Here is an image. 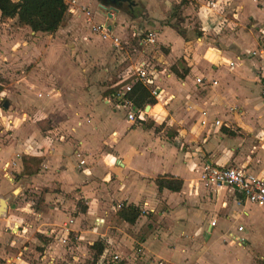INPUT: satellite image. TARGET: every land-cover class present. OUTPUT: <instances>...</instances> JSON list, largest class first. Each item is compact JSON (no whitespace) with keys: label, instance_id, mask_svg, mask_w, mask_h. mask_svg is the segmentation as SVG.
<instances>
[{"label":"crops","instance_id":"1","mask_svg":"<svg viewBox=\"0 0 264 264\" xmlns=\"http://www.w3.org/2000/svg\"><path fill=\"white\" fill-rule=\"evenodd\" d=\"M97 1L98 5L96 0H82L81 2L75 0L78 6H84L90 10L95 23L105 21L111 36L117 37L116 34L125 31L126 28H133L132 38H136L134 35L138 32H143L136 27L140 23L139 19L134 20L135 26L125 23L124 27H121L125 16L116 15V9H112V4ZM123 1H128L126 5L129 9V0ZM162 1L170 4L173 0H149V4H145L144 8V15L150 22V28L144 31L154 34V43L144 46L154 47L156 45V47L162 46L167 49L166 54L159 56L160 52L156 51L152 53L153 56L149 60H141L143 59L141 56L138 61L146 62L153 70L156 78L155 86L160 92L157 99L152 98L153 104H144L143 110L146 113L143 116L144 120L137 121L133 125L128 123L125 119L126 111L117 106V101L111 97L112 94L106 93L114 89L121 79L104 92L108 97L107 102H104L111 104L112 109L99 106L93 100L94 96L80 92L75 84H71L73 90L69 92V97L73 104L72 113L57 122V125H52L51 128L40 129L36 126L31 129L30 124L22 126L16 133V136H19L18 140L12 139L0 146V197L6 196L13 189L17 190L16 195L12 200L10 198L11 201L7 205L4 221L7 225L14 223V226L18 227L17 234L19 230H22L20 236L27 243L26 245L23 243L22 251L33 252L36 255L35 259L42 261V264H45L48 259H53L52 253L54 255L58 253V257L62 258L63 256L59 254L61 252L64 258L67 257V261L64 259L66 264H80L81 257L86 259L89 256L85 248L89 246L93 250L94 243L99 244L102 251L96 255L93 250L91 264L103 262L101 258H103L105 247L119 248L127 242L124 227H127L126 230L133 231L135 227H139L147 220L141 213L133 224H128L118 218L117 212L127 206L142 207L144 210L141 211L153 212L155 210L158 219L164 221L165 226H169L167 228L170 235H166L162 240L157 237L153 239L151 236H149L151 239H141L139 247L146 253L145 255L154 256V259H172L176 264H204V262L232 264L233 258L221 261L215 257V254H211L213 251L220 252L215 245L218 239L235 240L241 234V231L238 232L233 225L229 226L228 221H224L227 224L224 230L217 231L215 235H212V230L215 228L214 219L211 220L214 221L212 227L209 226L211 221L205 224L204 232L213 243L210 247L216 248L208 252L209 257L201 259L200 253L185 252L181 250L182 246L176 241L181 237H192L196 230L198 234L195 237L200 241V227L205 222L203 219L205 209L218 210L226 208L228 204L231 208L229 217L237 219L241 217L250 222L259 220V216L264 213V208L238 203L234 195L227 190H219L216 194L207 192L216 205H209L212 202L203 203L200 199L199 209L188 207L189 202H197L198 197L202 195L201 189L191 192V185H197L194 181L196 179L195 167L201 160H204V151H213V153L222 155L228 150V156L206 161L215 165L233 163V166L246 167L254 174L264 176V161H261V166L256 164L254 166L248 161L243 163L240 158L243 153L242 146L238 144V138L230 136L231 132L223 130L229 129L225 121L229 124L234 123L239 129H244L246 122L243 118L249 121V125H252L251 118L255 114L257 119L260 116L259 123H264L262 120L264 114L261 113V108L263 110L264 108L261 102L257 103L259 100L257 75H254V78L247 75L239 67V58L231 61L232 66L228 64L230 62L228 55L233 52L232 50L239 52L240 55L244 50L247 52L246 48L250 47L248 40L238 33L236 35L239 37L236 36V40L230 35L229 40L225 42V44L230 43L228 44L230 48L222 51V57L218 62L203 60V62L194 63L192 41L185 40L178 28L160 23L167 11L163 12L165 6ZM196 1L200 3V0ZM220 1L214 0L215 5ZM233 1H224V6H227L226 12L229 13L227 15H231L232 20L237 16L234 14L236 7ZM91 3H94L95 10L89 6ZM100 6L105 7V11L111 12L112 15L107 16L106 14V18H103L104 14ZM199 7L200 4L194 13L198 21ZM239 7L245 11L243 14L246 13L244 21L248 19L256 22L253 26H256L257 21H260L264 15L263 8H256L248 2H241ZM180 8H182V19L186 23L185 17L189 15L188 6ZM209 12H214V6ZM65 15L69 19L68 29H75L76 25L78 27L73 37H78L79 40L82 38L86 41L87 38L92 40L86 42L87 47L99 51L95 43L101 46L107 43L111 46L108 39L102 40L90 32L82 14H70L65 11ZM209 17L213 18L211 21L221 20L220 22L226 23L225 26L222 25L220 31L228 26L226 15L215 16L214 14ZM78 21L82 22L83 28L78 26ZM211 26L207 24L210 31ZM45 35L51 34L34 33L25 26H19L15 19L0 18V65L14 56V53L20 56L26 50L28 41L37 42ZM125 44L127 43H122L120 40V48ZM53 50L54 48L51 49ZM192 52L193 58L189 59ZM260 52L262 51L257 52V55ZM259 57L263 58L261 55ZM176 59L180 60L181 71L178 70L179 67L172 65ZM77 75L81 76V74ZM72 76L76 80L77 77ZM195 78L201 79L200 84H195ZM87 79V76H84V80ZM212 82L215 83L212 84ZM21 91L19 96L11 92L8 97L21 100L20 102L26 106L21 110L26 111L29 109L26 100L30 96L24 88H21ZM53 91L54 89H50L47 94L51 95ZM46 97L48 98L47 95ZM90 98L93 102L85 101ZM230 105L235 106V111L232 110L234 115L225 116L226 108ZM7 107L8 102L5 100L2 108ZM118 110L124 111L119 119L114 117ZM30 111L33 112L32 116H36L39 109L33 111L30 108ZM21 112L17 116L9 114L12 117L9 119H6L0 112L1 125H5L8 130L9 126L18 129L19 127L14 126L16 118H20L21 124H24L29 117L28 112ZM201 113H204L205 119L203 126L198 125V121L202 119ZM215 120L221 122L223 126L214 128L213 121ZM200 130L208 132L204 139H202L204 136L200 137ZM164 131H168L170 135L164 134ZM214 132L221 133L214 135L212 140L205 144L210 133ZM263 136L264 132H261L258 142L261 145L259 148L264 151ZM107 157L109 160L105 163ZM25 158L38 160L37 166L32 169L35 172L27 176L21 175L23 170L21 160ZM80 161L83 162L81 165H79ZM160 178L180 181L179 191L171 192L166 189L158 191L155 181ZM193 181L194 183L190 184ZM188 187L189 193H187ZM113 201L118 203L115 208L111 206ZM12 203L15 204L13 211L10 210ZM200 204L205 209L200 210ZM98 215L104 217L102 224L105 222V225L100 227L94 224L92 227ZM114 227H116L115 231L112 230ZM172 228L175 229L174 232ZM68 237L75 241L70 248L65 249L64 244ZM42 238L50 240L46 247L41 244ZM167 243L173 244L175 247L173 252L165 250ZM11 245L13 246L14 242ZM35 245L42 247V250L40 252L35 250ZM50 246H56L57 250L49 252ZM23 254H25L24 257H30L24 252ZM224 257L227 258V255L225 254ZM18 260L16 263L29 264L21 258ZM7 264L11 263L7 262Z\"/></svg>","mask_w":264,"mask_h":264},{"label":"rangeland","instance_id":"2","mask_svg":"<svg viewBox=\"0 0 264 264\" xmlns=\"http://www.w3.org/2000/svg\"><path fill=\"white\" fill-rule=\"evenodd\" d=\"M79 1L81 2L82 0ZM208 1L209 0H200V3H198L196 0H173L170 4H166L162 1L164 5L161 2L160 3L165 6L163 8V12L167 11L165 17L160 23L178 28L180 31L179 33L182 32L185 40L192 41V49H194L193 51L195 57L194 63H197V61L203 62V60L210 61L212 63L218 62V60L222 57V51H227L230 48L228 45L230 43L225 44V42L229 40L228 36H233L235 40L236 36H242L245 40H248V43L250 44V47L246 48L247 52L244 50L240 55L239 52H234V50H232L233 52H230L228 56L230 58V62L233 60L235 61V58H239V67L243 69V71H245L251 78H254V75H257L261 68L264 69V15L260 21H257L256 26H253L256 22L248 19L244 21L246 13L243 14L245 11L241 10V7L239 6H241V2H248L251 6L264 9V0H234L232 2L236 7L234 14H237V16L236 19L233 20L231 19V15H227L229 13L226 12L227 6H224L225 0H221L216 5L215 1L214 12L211 13L209 10H211L213 5L208 4ZM96 4H99L97 0ZM145 4L148 5L149 0H144L143 2L142 0H129L130 10L128 9L126 3H123L120 7L112 6V9H116V15L125 16V18L122 19L124 24H121V27H124L125 23L127 25L129 24V26H135L134 20L139 19L140 23L136 27L137 29L145 32L144 29L148 27L150 28V22L144 15ZM199 4L200 12L198 21L197 18H195L194 13L198 9L197 7ZM186 5L188 6L189 15L188 17H185V23L182 19V8L180 7H184ZM89 6L93 9L95 8L94 3L89 4ZM101 12L104 14L102 15L103 18L106 14L107 16L112 15L111 12L108 11L101 10ZM214 14L215 16L226 15V22H228V26L217 34L211 32L207 27V24L209 26L210 21L213 19L209 16H213ZM67 15L63 17L62 24L56 32L51 35L41 37L37 42H30L32 40L28 41L26 50L20 56H16L14 53V56H11L9 59L2 62V65H0L1 114L4 115L6 119H9L12 118L9 114L17 116V114L22 111L21 109L26 107L20 102L21 100L11 98L10 96L8 97L9 93L12 92V94L19 96L22 92L21 88H24L30 96L26 100L29 104V109L22 111L29 113L28 121L26 123L21 124L22 120L20 118H16L14 126L19 128L14 129V127L12 128L9 126V130L5 125L3 126L0 123V146L7 144L8 141L12 139L18 140L19 136H16V133L20 128H22V126L30 124L29 126L31 129H34L36 126H39L40 129L51 128L52 125H57V122L63 120L69 115V113H72L71 108L73 104L72 99L69 97V92L73 90L71 84H75V87L79 89L80 92L84 94L88 93L91 97L94 96L93 100L99 106H107L109 109H112L113 107L111 104L104 102H107L108 100V97L104 94V92L118 80L129 76L132 73V68L137 64L141 56V58H143L141 60H149L153 56L152 53L156 51L160 52L159 56L160 54L167 53V49L162 46H144L145 44L141 42L140 39L138 40L137 38H132L133 28H126L125 31L123 30L122 32L116 34L122 43H127L122 45L121 48H113L107 43L105 46L95 43V46L99 49V51H94L90 47L86 46V42H90L92 40L89 38H87V41L85 38L79 40L78 37L76 38L72 36L75 29L77 30L78 27L76 25L75 29H68L69 19ZM190 18L192 19L190 20ZM116 21H118V19ZM183 24H185V26H183ZM78 26L83 28L81 21H78ZM84 28L87 29L85 26ZM236 33L239 35H236ZM52 48H54L53 51H51ZM259 51H262L263 58H260L259 55H257V52ZM251 53H255V55H252ZM192 58L193 52L189 59ZM172 65L174 67H179V71L182 70V65L179 59H176ZM155 68L159 67L155 66ZM77 74H81V76ZM72 75L77 77L76 80L72 78ZM84 76H87L88 79L84 80ZM50 89H54V91L51 95H48L47 92ZM3 90L6 92L3 93ZM39 95L42 97L40 96V98ZM5 100L8 102V107L3 109L2 105ZM34 100H36V102H34ZM88 100L93 102L91 98L85 99V101ZM257 103L260 104V101L257 100ZM30 108L33 111L39 109L38 114L36 116H32L33 112L30 111ZM233 109L235 111L234 105L227 107L225 116L234 115V111H232ZM123 113V110H118L115 112L114 117L119 119ZM261 113L262 115L264 114V110L262 108ZM237 115L240 116L238 113ZM259 119L256 118L255 114L251 118L253 124L249 125V121L243 118L246 122V127H244V129H239L234 123L229 124L228 121H225L229 125V129H223L224 131L231 132L230 136L238 138V144L242 146L243 153L240 156L242 162L244 163L248 161L249 164L252 163L254 166L255 164L261 166V161H264V157H262L264 156V151L259 148L261 145L258 142L260 133L264 132V123L262 122V124H260ZM137 121L139 120L136 119L134 123ZM61 131L64 132L65 130ZM206 132L207 131L205 130H200V137L204 136L202 139L205 138V134H208V132ZM220 133L221 132L210 133L211 135L208 137L205 144L210 142L214 135L216 136ZM164 134L170 135L168 131H164ZM189 146L186 147L189 148ZM228 155V150L224 151L222 155L213 153V151H204L203 159L213 161L217 158L219 159ZM108 160L109 158L107 157L105 159V163H107ZM256 161L259 162L256 163ZM228 164L233 165V163L229 162ZM248 166L250 167V165ZM194 181L190 184H193ZM187 189V193H189V187ZM195 189H201L202 195H198L199 197L197 202H189L188 207L191 209H199L198 201L200 203V199L203 203L212 202V199L208 196L207 191L203 190L198 185H191V192H194ZM13 190H11L4 197H7L8 200L11 198L12 200V198L16 195L15 190L14 192ZM116 204L118 203L113 201L111 206L115 208ZM209 205H216V202L213 201ZM14 207V203H12V205L10 204V210L13 211ZM202 209H205V207L203 208L200 204V210ZM138 210L140 213L145 212L141 213L147 218V220L144 221L145 223L139 225V227H135L133 231L130 229L126 230L127 227H124L123 230L127 234L125 236L127 242H124L119 248L104 246L105 251H103L104 253L102 254L103 258H101L103 262L99 264H176L172 259H154V256L145 255L146 253L139 247L141 239L147 240L150 238L149 236H151L153 239L157 237L162 240L166 237V235L170 234L168 231L169 226H165L166 223L164 224V221L158 219L155 210L153 212H149L148 210L141 211L144 210L142 207ZM230 213L231 208L228 204L226 205V208H220L218 210L205 209L203 217L205 222L203 223L204 225L200 227V241L195 237L196 234H198V230L194 231V235L190 238H187L186 236L181 237L176 241L182 246L181 250H184L185 252L191 251L193 254L200 253L201 259L209 257L208 252L211 249L216 250V248H214V246L210 247L213 243L210 242L211 238L207 237L208 235L205 234L204 228L208 221L214 219L215 228L212 230V235H215L217 231H223L225 225L227 224H229V226L233 225L234 229L241 227V234H239V237L235 240L218 239L215 245L220 252L213 251L211 254H215V257L221 261H228L230 258H233L232 264H264V213H262L263 216H259V220L253 222H250L247 219L243 220L241 217L238 219L236 217H229ZM4 218H0V264H7V262H10L11 264H19L20 262L16 263L19 261L18 258H21V260L29 264H42V261L35 259L36 255L33 252L22 251L23 243H25V239L20 236L22 234V230H19L18 234L9 232L6 228L7 224L4 221ZM103 219L104 217H100L99 215L95 218V223L93 221L94 219H92V227H94V224L95 226H104L105 222L102 224ZM224 221H228L227 224H225ZM115 228L116 227L112 228V230L115 231ZM172 229V232H174L175 229ZM160 233L163 234L160 235ZM42 239L41 244L46 247L50 240L46 238ZM74 241L75 240L73 238L68 237L64 244L65 249L70 248L72 244H74ZM12 242H14L13 246L11 245ZM26 244L27 243H25V245ZM165 247V250L168 252H173L175 248L172 243H167ZM34 248L35 250H39V252L42 250V247L37 245H35ZM56 248V246H50L48 251L54 252L57 250ZM85 250L89 256L86 259L81 257L82 262L80 264H91L93 262L91 258L93 250L95 252V248L93 247L92 250L91 247L87 246ZM23 252L28 254L30 257H24L25 254H23ZM59 254L63 257L59 258L58 253L56 255L52 253L51 256H53V259H48L45 264H66L67 257L64 258L62 252ZM225 254L227 255V258L224 257ZM20 264L23 263L21 262ZM204 264L209 263L204 262ZM223 264H225V262Z\"/></svg>","mask_w":264,"mask_h":264},{"label":"built area","instance_id":"3","mask_svg":"<svg viewBox=\"0 0 264 264\" xmlns=\"http://www.w3.org/2000/svg\"><path fill=\"white\" fill-rule=\"evenodd\" d=\"M66 11L70 14H82L86 25L90 32L102 40L108 39L110 45L113 48H120V40L117 37L111 36L108 32L106 22L95 23L92 19V13L84 6H78L75 0H64ZM208 4L214 6V0H209ZM101 10L105 11V7L100 6ZM221 21V20H220ZM220 21H211V31L215 34L219 33L223 23ZM138 40L140 39L145 45H151L154 43V34L152 32H138L134 35ZM255 55V53H251ZM258 55H263L260 52ZM232 66V63H228ZM132 77L131 83H127L118 88L111 95L117 106L126 111L125 119L128 123L133 124L136 119L139 121L144 120L143 116L146 114L141 109H134L130 100L127 99L126 95L130 91L132 83L138 82L144 88L147 89L149 95L157 99L159 91L155 86V73L144 62H138L133 68L132 73L124 79H121L118 83H122L127 78ZM257 81L259 83V100L264 108V69H260L257 73ZM201 79L195 78V84H200ZM215 82H212L214 84ZM118 84V85H119ZM201 118L198 121L199 126L205 125L204 113H201ZM214 128L222 127V123L218 120L213 121ZM262 144L264 145V136L262 138ZM83 162L80 161L79 165ZM196 171V184L209 194H216L219 190L230 191L236 198L238 203L252 205L258 208H264V176L254 174L246 167L233 166V165H215L206 160H201L198 166L195 167ZM144 213V212H141ZM214 221L209 222V226L212 227ZM6 228L11 233H16L18 227L14 226V223L7 225ZM237 231H241V227L237 228Z\"/></svg>","mask_w":264,"mask_h":264},{"label":"trees","instance_id":"4","mask_svg":"<svg viewBox=\"0 0 264 264\" xmlns=\"http://www.w3.org/2000/svg\"><path fill=\"white\" fill-rule=\"evenodd\" d=\"M66 6L64 0H0V18L15 19L19 26L27 27L31 32L52 34L62 24ZM132 77L127 78L114 89L108 90L107 94H113L115 91L131 83ZM117 87V89H116ZM135 109L143 108L144 104H153V99L149 92L138 82L132 83L130 91L126 95ZM23 170L21 175H30L35 172L34 169L38 160L34 158L22 159ZM158 191L166 189L171 192H178L181 186L180 181L175 179H157L155 181ZM118 218L128 224H133L140 215L138 208L133 206L122 207L117 212ZM95 254L101 253V246L93 244Z\"/></svg>","mask_w":264,"mask_h":264},{"label":"bare ground","instance_id":"5","mask_svg":"<svg viewBox=\"0 0 264 264\" xmlns=\"http://www.w3.org/2000/svg\"><path fill=\"white\" fill-rule=\"evenodd\" d=\"M17 191H15V194H16ZM10 199V198H9ZM0 218L3 219L5 217V214H6V208H7V205L9 204V201L7 199V197H0Z\"/></svg>","mask_w":264,"mask_h":264},{"label":"flooded vegetation","instance_id":"6","mask_svg":"<svg viewBox=\"0 0 264 264\" xmlns=\"http://www.w3.org/2000/svg\"><path fill=\"white\" fill-rule=\"evenodd\" d=\"M128 1L123 0H106L105 3L112 4L113 6L120 7L123 3H126Z\"/></svg>","mask_w":264,"mask_h":264},{"label":"water","instance_id":"7","mask_svg":"<svg viewBox=\"0 0 264 264\" xmlns=\"http://www.w3.org/2000/svg\"><path fill=\"white\" fill-rule=\"evenodd\" d=\"M101 2H103V3H105L106 2V0H100ZM15 191H17V190H15ZM17 193V192H16ZM1 201V200H0Z\"/></svg>","mask_w":264,"mask_h":264}]
</instances>
